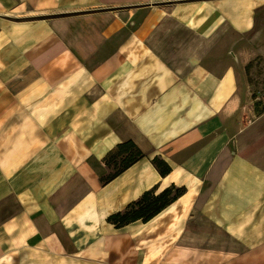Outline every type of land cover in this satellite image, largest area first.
Returning <instances> with one entry per match:
<instances>
[{
	"label": "crops",
	"instance_id": "obj_1",
	"mask_svg": "<svg viewBox=\"0 0 264 264\" xmlns=\"http://www.w3.org/2000/svg\"><path fill=\"white\" fill-rule=\"evenodd\" d=\"M204 224L264 263V0H0V264H194Z\"/></svg>",
	"mask_w": 264,
	"mask_h": 264
},
{
	"label": "rangeland",
	"instance_id": "obj_2",
	"mask_svg": "<svg viewBox=\"0 0 264 264\" xmlns=\"http://www.w3.org/2000/svg\"><path fill=\"white\" fill-rule=\"evenodd\" d=\"M202 233L192 236L191 260L194 264H264L261 254L250 255L226 236L204 224ZM204 231L206 233H204Z\"/></svg>",
	"mask_w": 264,
	"mask_h": 264
},
{
	"label": "trees",
	"instance_id": "obj_3",
	"mask_svg": "<svg viewBox=\"0 0 264 264\" xmlns=\"http://www.w3.org/2000/svg\"><path fill=\"white\" fill-rule=\"evenodd\" d=\"M132 148L136 147L132 142H125L123 144L118 145V153L122 151H129L130 153L125 159L124 166L128 165L129 163L133 162L138 156L142 155L138 150L133 153L131 150ZM159 167L158 163H156ZM123 166V167H124ZM121 169V168H120ZM120 169H116L113 174H108L106 178L116 174ZM168 170L167 168H161L160 172L164 173ZM181 189H176L172 192L171 189H165L157 195H153L152 191H146L141 198L137 201L132 202L126 211L123 213H115L109 217L116 225H122L129 221L135 219H142L144 221L151 218L154 214L160 211L163 207H165L170 201H172L175 197L180 195Z\"/></svg>",
	"mask_w": 264,
	"mask_h": 264
}]
</instances>
